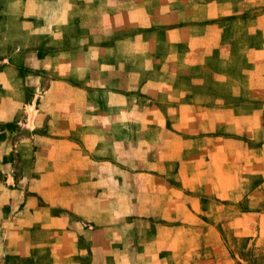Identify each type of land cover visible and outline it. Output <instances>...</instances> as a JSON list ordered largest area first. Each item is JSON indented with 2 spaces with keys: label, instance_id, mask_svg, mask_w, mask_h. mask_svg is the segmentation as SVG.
<instances>
[{
  "label": "rangeland",
  "instance_id": "374dc122",
  "mask_svg": "<svg viewBox=\"0 0 264 264\" xmlns=\"http://www.w3.org/2000/svg\"><path fill=\"white\" fill-rule=\"evenodd\" d=\"M165 1L0 0V68L14 72L0 81L23 105L0 126L102 164L66 173L113 182L102 205L129 214L116 233L149 244L131 264H264V0H175L150 18ZM16 154L20 174L32 161Z\"/></svg>",
  "mask_w": 264,
  "mask_h": 264
},
{
  "label": "crops",
  "instance_id": "0c3cea01",
  "mask_svg": "<svg viewBox=\"0 0 264 264\" xmlns=\"http://www.w3.org/2000/svg\"><path fill=\"white\" fill-rule=\"evenodd\" d=\"M174 1H165L149 17L156 18L164 10L173 11L169 4ZM234 2L236 1L231 3L233 7L237 5ZM243 2L248 0H242L241 3ZM207 6V9L223 10L226 3L210 1ZM168 12L165 16L170 19ZM5 60L12 62L11 58ZM11 70L0 68V75L8 78L7 72L11 75L14 73ZM12 89L13 86L10 90L8 83L0 81V125L20 122L18 111L23 105ZM16 90H19L18 85ZM25 105L29 106L26 103ZM192 105L193 103H187L188 108ZM29 121L32 122V119L29 118ZM26 139L20 140L17 133L4 130L0 126V264H83L84 260L87 261L86 264H131L135 262L137 255L148 251L149 244L146 240L134 238L132 241L116 233L113 227L116 220L119 224L124 223L129 214H116L113 207L106 206V210L103 207V202L116 201V196L110 189L113 182L110 188L100 192L95 174L82 180L80 184L79 179L73 184L71 175L66 173L80 169L81 172L91 171L87 174L91 175L102 164L83 162L86 157L82 155V151L76 152L80 156L70 157L68 161L67 155L70 152L63 146H32L36 139L34 130ZM13 153L32 161L26 164L20 174L18 165L11 159ZM178 165V174L182 175L185 163L176 162V166ZM189 166L193 165L186 164V167ZM257 172L263 173H251ZM194 173V170L188 169L187 178H177L178 186L184 189L191 187L196 179ZM199 173L203 175L205 171ZM214 183V179L210 182L203 180L206 193H212ZM222 185L223 182L218 183L219 187ZM160 195L163 194L155 195V201L167 202ZM122 198L124 196L118 197L117 201ZM175 201L179 202L177 198L171 197L170 202ZM142 216L148 217L145 214ZM170 216L164 218L176 217L175 214ZM127 231L131 233V229ZM116 243L119 251L129 252V259L119 262L115 252Z\"/></svg>",
  "mask_w": 264,
  "mask_h": 264
}]
</instances>
